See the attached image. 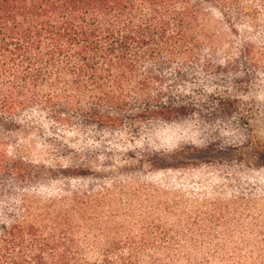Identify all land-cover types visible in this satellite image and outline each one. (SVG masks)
I'll return each instance as SVG.
<instances>
[{"label": "trees", "instance_id": "trees-1", "mask_svg": "<svg viewBox=\"0 0 264 264\" xmlns=\"http://www.w3.org/2000/svg\"><path fill=\"white\" fill-rule=\"evenodd\" d=\"M195 8L188 0H0V116L37 108L63 126L76 122L100 142L125 124L150 136L159 129L190 138L219 133L216 122L233 115L231 98L225 108L214 106L210 84L190 79L228 75L218 63L200 62ZM242 53L256 62L252 46ZM192 117L200 120L195 128ZM27 167L0 150V182L30 178ZM70 194L72 208L19 195L15 215L0 218V264H212L170 251L173 239L160 235L81 238L82 225L94 231L97 223L73 219L84 215L87 204L79 200L86 194Z\"/></svg>", "mask_w": 264, "mask_h": 264}, {"label": "rangeland", "instance_id": "rangeland-1", "mask_svg": "<svg viewBox=\"0 0 264 264\" xmlns=\"http://www.w3.org/2000/svg\"><path fill=\"white\" fill-rule=\"evenodd\" d=\"M188 2L200 11L194 30L200 62L218 63L228 75L222 81L201 72L190 79L210 84L214 106L231 98L233 115L216 122L219 133L203 130L190 138L159 129L150 136L125 124L100 142L76 122L63 126L37 108L0 116V150L23 159L31 174L19 183L9 175L0 182V218L15 215L22 193L67 208L70 192L81 193L87 209L73 219L97 223L94 231L82 225L81 238L160 235L173 239L170 251L201 261L264 264V0ZM246 45L256 62L240 54ZM235 66L243 72L234 77ZM197 122L189 123L195 128Z\"/></svg>", "mask_w": 264, "mask_h": 264}]
</instances>
